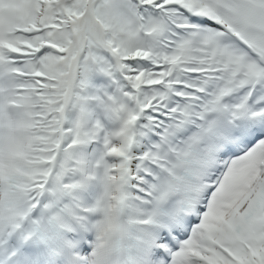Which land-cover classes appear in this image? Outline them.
<instances>
[{"label": "snow or ice", "instance_id": "1", "mask_svg": "<svg viewBox=\"0 0 264 264\" xmlns=\"http://www.w3.org/2000/svg\"><path fill=\"white\" fill-rule=\"evenodd\" d=\"M0 264H264V0H0Z\"/></svg>", "mask_w": 264, "mask_h": 264}]
</instances>
